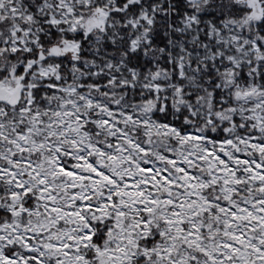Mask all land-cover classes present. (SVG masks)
<instances>
[{"label":"snow or ice","instance_id":"1","mask_svg":"<svg viewBox=\"0 0 264 264\" xmlns=\"http://www.w3.org/2000/svg\"><path fill=\"white\" fill-rule=\"evenodd\" d=\"M0 264H264V0H0Z\"/></svg>","mask_w":264,"mask_h":264}]
</instances>
